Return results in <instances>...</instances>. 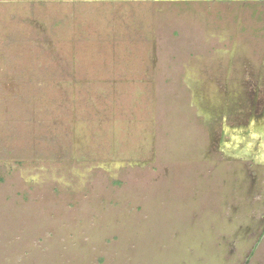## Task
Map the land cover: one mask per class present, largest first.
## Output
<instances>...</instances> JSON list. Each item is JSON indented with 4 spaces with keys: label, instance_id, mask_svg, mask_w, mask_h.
<instances>
[{
    "label": "rangeland",
    "instance_id": "obj_1",
    "mask_svg": "<svg viewBox=\"0 0 264 264\" xmlns=\"http://www.w3.org/2000/svg\"><path fill=\"white\" fill-rule=\"evenodd\" d=\"M256 88L264 0H0V264H264Z\"/></svg>",
    "mask_w": 264,
    "mask_h": 264
},
{
    "label": "flooded vegetation",
    "instance_id": "obj_2",
    "mask_svg": "<svg viewBox=\"0 0 264 264\" xmlns=\"http://www.w3.org/2000/svg\"><path fill=\"white\" fill-rule=\"evenodd\" d=\"M243 90L244 91L242 93L244 96L241 98L242 100L239 104L243 107L237 108L240 115L243 117V119H241V123H239V125L241 124L242 128L239 130H241V132L244 130L245 132L247 131L249 133L251 125L264 123V91L256 88L253 91L254 96L250 101V99H248L249 91L246 89Z\"/></svg>",
    "mask_w": 264,
    "mask_h": 264
}]
</instances>
